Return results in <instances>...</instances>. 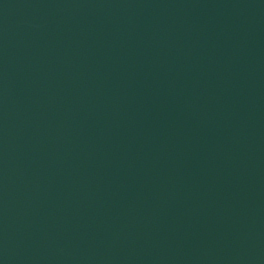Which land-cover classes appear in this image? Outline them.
Returning <instances> with one entry per match:
<instances>
[{"label": "water", "instance_id": "1", "mask_svg": "<svg viewBox=\"0 0 264 264\" xmlns=\"http://www.w3.org/2000/svg\"><path fill=\"white\" fill-rule=\"evenodd\" d=\"M0 264H264V0H0Z\"/></svg>", "mask_w": 264, "mask_h": 264}]
</instances>
